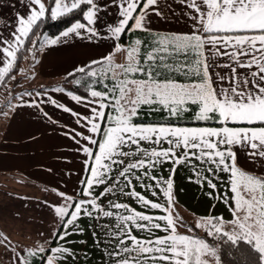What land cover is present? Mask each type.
<instances>
[{
  "label": "snow or ice",
  "instance_id": "snow-or-ice-1",
  "mask_svg": "<svg viewBox=\"0 0 264 264\" xmlns=\"http://www.w3.org/2000/svg\"><path fill=\"white\" fill-rule=\"evenodd\" d=\"M27 3L29 14L18 18L12 39L0 38V83L46 20L81 17L54 39L42 35L40 46L71 35L113 45L107 55L75 70L82 77L73 83L83 81L87 95L67 93L90 114L57 105L91 134L73 130L72 135L77 144V137L87 142L79 150L87 157L89 175L80 181L79 193L56 192L62 202L49 207L59 227L44 244L18 249L0 232V246L14 254L13 264H32L37 256L42 264L74 259L68 237L83 233L77 223L82 216L114 220L103 226L107 264H264V0H179L190 10L191 31L186 33H158L148 26L152 14L163 15L160 0ZM109 7L118 8L119 19L101 24ZM137 31L150 39L121 43ZM117 54H123L124 62L116 61ZM145 106L162 113V122L139 123ZM186 119L202 126H182ZM241 152L251 169L239 164ZM165 163L172 165L168 178L153 174ZM179 165H191L195 182L214 190L213 180L227 174L224 194L208 195L227 206L231 219L209 214L194 224L184 221L173 193ZM119 196L131 198L144 211L120 202ZM52 239L57 246H50Z\"/></svg>",
  "mask_w": 264,
  "mask_h": 264
},
{
  "label": "crops",
  "instance_id": "crops-1",
  "mask_svg": "<svg viewBox=\"0 0 264 264\" xmlns=\"http://www.w3.org/2000/svg\"><path fill=\"white\" fill-rule=\"evenodd\" d=\"M44 2L46 4L47 0ZM160 7L163 15L152 14L149 18L148 26L154 32L186 33L191 31L192 21L186 14L190 10L180 4L179 0H160ZM29 10L30 5L27 0H0V38L11 40L12 34L18 26V18L26 17ZM118 11L116 7H109L107 13L102 14L101 24H114L119 19ZM66 29L67 27L62 31ZM62 31L49 38H56ZM102 31H106V29H102ZM112 45L111 40H89L75 35L61 38V42L56 45H39L35 57L31 58L34 73L38 79L49 82L58 81L75 72L78 67L85 66L91 61L99 60L107 55L112 50ZM2 66L3 63L0 62V67ZM216 70L227 72V69ZM68 92L70 91L56 92L53 89H48L39 95L38 93H24L17 96L12 101L4 127L0 132V188L7 191L12 185L32 184L33 193L28 196H31L32 201H38L40 208H49L50 212L45 221L33 218L31 223L34 225V230L31 229L29 233H27L25 221L26 214L23 211L24 205L21 206L22 201L17 207L18 211L8 210L0 215V232L8 235L12 243L18 246V249H27L23 245L28 242H35V246L29 247L35 248L52 237L53 230L59 225L49 205L62 202L56 192H65L69 195L79 193L83 187L80 181L89 175L85 164L87 157L79 150L81 145L87 142L77 137L80 139V144H77L72 139V135L74 134L73 130L83 132L85 135L91 134L76 123L77 117L63 111L57 105L62 104L82 116L90 114L89 108L85 107L83 103L78 104L73 101L67 95ZM51 100H55L57 103L54 105ZM238 162L243 167L252 168L248 157L243 152L239 153ZM193 163L199 164L196 161ZM171 167V164L165 163L153 174L168 178ZM256 171L259 172L261 169L257 168ZM207 175L210 176V174ZM219 175L223 179L213 180L214 183H217V189L214 190L209 188L206 183L201 186L195 182L196 176L191 165L177 166L172 177L176 210L179 208L186 215L197 219L209 214L231 219L227 206L221 200L213 199L208 195L209 192H212L214 196L223 195L227 190L226 184L223 183L227 179V174L220 173ZM102 188L103 186L97 188L96 191L99 192ZM137 191L143 190L137 186ZM7 193H9L7 195L13 194L15 198L21 196L25 200L28 197L23 192L17 194L8 191ZM145 194L150 199H156L150 193ZM8 197L10 196H6L7 199ZM112 198L115 199V197ZM7 199H0V206L8 203ZM108 199L105 198L103 203L106 204ZM119 200L130 204L139 211H144L142 206L129 197L119 196ZM151 211L161 214L158 210ZM77 223L84 231L82 234L74 233L68 237V240L72 242L68 246L74 250L76 257L69 258L66 264H107L104 250L106 237L103 226L114 223V220L111 218L96 220L82 216ZM69 231H72L71 227H69ZM136 234L147 235L146 233ZM21 240L27 241L21 244ZM82 241L83 243H81ZM50 246H57V241L52 239ZM0 254L4 255L5 264H13V253L0 246ZM1 262L3 263L2 260ZM32 264H42L41 258L39 256L33 258Z\"/></svg>",
  "mask_w": 264,
  "mask_h": 264
},
{
  "label": "rangeland",
  "instance_id": "rangeland-1",
  "mask_svg": "<svg viewBox=\"0 0 264 264\" xmlns=\"http://www.w3.org/2000/svg\"><path fill=\"white\" fill-rule=\"evenodd\" d=\"M36 51H37V48H33L31 45L29 47V50L27 51V53L24 54V56L22 58V62L20 63V67H18L17 73L15 75H13L14 77L12 76V79L7 81L4 85H2L0 87V132H1L2 128L4 127L5 121L7 119L8 113H9L10 108H11L12 101L16 98L15 96H16L17 91L27 92V90L31 89L32 87H38V86H42L43 84L50 83L49 81L38 79V77L34 73L31 58L35 57ZM116 61L117 62H124L123 54H117L116 55ZM18 76H21L20 81L16 85H13V80L15 78L18 79ZM52 82H54V81H52ZM10 187L11 188L8 189L7 191H5L6 189L4 190V189L0 188V199H7L6 196H10L7 199L8 203L4 204L3 206H0V215L5 211L7 212L8 210L18 211L17 207L20 206V202L22 201L21 206L24 205L23 211L26 214V220L25 221L27 223V230H28L27 233H29L31 229H32V231L34 230L33 229L34 225L31 223V220L33 218H36V220H38L40 218L42 221H45L49 217V213H50L49 208H45V207L40 208L38 203H37L38 201L37 202L32 201L33 199L31 198V196H28V195H31L33 193V185L32 184L26 183L25 185L19 184V185H15V186L12 185ZM8 191H10V193L14 192L17 194H20L23 192L28 197L26 198V200L22 199L21 196L18 198L17 197L15 198L13 196V194L7 195V194H9V193H7ZM22 195H24V194H22ZM26 195H25V197H26ZM18 199H20V200H18ZM176 212H178V214L183 217L184 221H186L189 224H194L195 220L197 219V218H192V217L186 215V213L182 212L179 208L176 210ZM44 225H45V223H44ZM181 231H183V229H181ZM199 234L204 235L203 232H200ZM26 241L27 240H21L20 243L23 244ZM35 245H36L35 242H28L23 246L28 249L30 246H35ZM1 260L3 261V263L1 262ZM0 264H5L4 255H2V254H0Z\"/></svg>",
  "mask_w": 264,
  "mask_h": 264
},
{
  "label": "trees",
  "instance_id": "trees-1",
  "mask_svg": "<svg viewBox=\"0 0 264 264\" xmlns=\"http://www.w3.org/2000/svg\"><path fill=\"white\" fill-rule=\"evenodd\" d=\"M51 3H52V0H47L46 5L51 6ZM80 18H81L80 15L77 13L75 16L69 15L57 21L46 20L43 24H41L40 28L36 30L35 35H30L29 41H26L25 47L21 49L20 52L18 53V59L15 65L13 66L12 70L9 72L8 76L5 77L4 81L0 83V87L4 85L7 81L12 79V76L17 73L18 67H20V63L22 62V58L24 54L27 53V51L29 50V47L31 45L33 47L34 43L37 45L35 48H37L40 45V38L42 35H47L48 37L54 36L58 34L60 31H62L63 29H65L66 27H68L69 25H71V23L74 22L76 19H80ZM135 38L150 39V37L147 36V34L137 31V32L127 33L125 36H123L121 43L127 44L130 42V40L135 39ZM81 77H82V74L75 71L72 74H69L63 77L62 79L58 81L50 82L48 84H43L42 86H38V87H32L31 89H28L27 92L17 91L15 97L21 94H24V93H28V94L41 93L45 90L55 89V88H63L66 91H70L71 93H74V94H77L83 97L87 95V90L83 86V81L81 85H76L75 83H73L74 79H78ZM20 78L21 76H18V79L13 78L14 79L13 85H16L20 81ZM162 115L163 114L159 112H150L145 106L142 109L138 117V122L144 123V124L162 122L161 121ZM181 125H200V124H197L191 120L186 119L184 121H181Z\"/></svg>",
  "mask_w": 264,
  "mask_h": 264
}]
</instances>
